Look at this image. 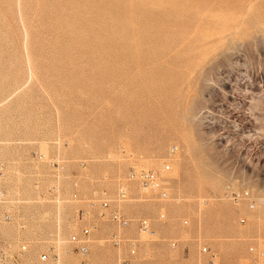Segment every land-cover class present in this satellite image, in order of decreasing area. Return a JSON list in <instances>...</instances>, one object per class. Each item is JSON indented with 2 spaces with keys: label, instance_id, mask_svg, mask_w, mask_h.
I'll return each mask as SVG.
<instances>
[{
  "label": "rangeland",
  "instance_id": "374dc122",
  "mask_svg": "<svg viewBox=\"0 0 264 264\" xmlns=\"http://www.w3.org/2000/svg\"><path fill=\"white\" fill-rule=\"evenodd\" d=\"M202 245L264 264V0H0V264H212Z\"/></svg>",
  "mask_w": 264,
  "mask_h": 264
},
{
  "label": "built area",
  "instance_id": "2783aa9c",
  "mask_svg": "<svg viewBox=\"0 0 264 264\" xmlns=\"http://www.w3.org/2000/svg\"><path fill=\"white\" fill-rule=\"evenodd\" d=\"M169 168L168 164H162L161 169H144V168H130L128 171V178L130 180L135 181L138 183L142 188L146 189H154L156 186H160L158 181L161 179L160 171L166 170ZM105 193V192H103ZM119 195L123 197L125 195V190L120 188ZM167 193L163 190L159 192V196H166ZM231 198L235 201H245L247 204L248 209L252 210L255 207L256 200L254 196L250 193L249 190L243 189L239 191L231 192ZM101 210L99 212L100 216L107 215V218L114 222L118 226H127L130 223L129 218H127L117 207H110V199L105 197L100 201ZM243 221V219H241ZM183 223H187L186 220H183ZM137 225L140 229H146L149 225V221L147 219L141 218L137 220ZM89 227H82L78 233H72L69 236L70 242L74 243V247L77 252L81 255H84L88 251V243H89ZM112 243L115 245H119L122 241V238L119 237L117 234H111ZM126 245L129 249L131 254L135 253L137 241L135 238H127L125 240ZM22 249H25V246H22ZM200 249L203 252H209L211 255L212 264H214L212 258L215 257L214 252H210L208 246L202 245ZM41 258L44 260L47 258L45 253L42 254Z\"/></svg>",
  "mask_w": 264,
  "mask_h": 264
}]
</instances>
